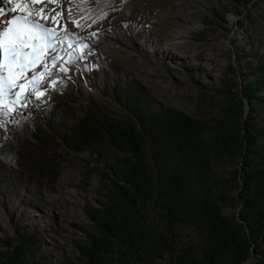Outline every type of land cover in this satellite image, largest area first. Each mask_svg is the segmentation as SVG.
I'll return each mask as SVG.
<instances>
[{"label": "rangeland", "instance_id": "374dc122", "mask_svg": "<svg viewBox=\"0 0 264 264\" xmlns=\"http://www.w3.org/2000/svg\"><path fill=\"white\" fill-rule=\"evenodd\" d=\"M237 1L37 0L36 8L47 5L45 12L55 11L47 21L43 14L36 19L55 28L62 40L52 45L55 52L49 48L45 56L51 76L45 72L40 78L43 95L30 96L25 107L16 105L7 118L0 116V148L19 123L25 128L29 122L40 125L51 134L40 107L55 97L65 101L72 113L65 118L60 136H45L47 143L53 141L46 150L54 156L55 172L39 185L24 175L9 183L11 187L0 180V260L11 255L4 240L15 246L22 237L31 239L23 249L27 264H90L84 249L92 235L100 234L95 217L109 216L116 191L104 162L73 134L81 130L93 106L99 119L127 128H141L134 109L149 104L157 112L182 113L212 127L207 134L212 184L223 199H236L234 205L222 202V207L225 215L240 220L243 185L234 171L240 170L243 177L247 167L242 160L226 163L221 157L233 144L237 124L242 125V141L248 148L264 141V87L258 100L245 96L250 84L264 78V0ZM20 2L0 0V7L8 9ZM57 12L53 23L51 17ZM52 56L57 57L54 64ZM35 71L44 72L43 64ZM9 99L5 96L4 103ZM64 136L80 148L69 146ZM252 160L251 168L257 167L260 161L254 156ZM145 212L153 227L165 229L162 216L150 206ZM175 232L176 253L207 264L205 254L213 250L197 227L177 222ZM257 261L253 252L244 264ZM166 262L156 259L157 264Z\"/></svg>", "mask_w": 264, "mask_h": 264}, {"label": "trees", "instance_id": "16d2710c", "mask_svg": "<svg viewBox=\"0 0 264 264\" xmlns=\"http://www.w3.org/2000/svg\"><path fill=\"white\" fill-rule=\"evenodd\" d=\"M261 87L263 77L247 87L246 98L258 100ZM70 97L67 93L65 98ZM70 110L58 97L40 107L41 119L51 134L60 136ZM134 110L140 129L105 122L93 106L81 130L73 133L104 162L116 188L109 216L95 217L100 234L92 235L84 249L90 264H157L156 259H166V264H198L195 258L176 253L177 222L195 225L211 246L213 253L205 254L207 264H244L253 252L257 264H264V141L248 148L242 141V125L237 124L233 144L221 157L226 163L242 160L247 167L243 177L240 170L234 171L243 185L238 220L225 215L222 207V202L234 205L236 199H223L212 184L207 137L212 127L182 113L157 112L150 104ZM223 132L229 135L227 130ZM51 134L40 125L29 122L25 128L19 123L0 148V180L11 187L9 183L24 175L39 185L55 172L51 166L54 156L47 151L53 141L45 139L46 135L53 137ZM63 138L69 146L80 148L68 136ZM253 156L260 161L255 168H251ZM147 206L162 216L164 230L149 223ZM27 240L31 239L21 237L15 246L4 240L11 246V255L0 264H27L23 250Z\"/></svg>", "mask_w": 264, "mask_h": 264}, {"label": "snow or ice", "instance_id": "6c2138e0", "mask_svg": "<svg viewBox=\"0 0 264 264\" xmlns=\"http://www.w3.org/2000/svg\"><path fill=\"white\" fill-rule=\"evenodd\" d=\"M36 2L37 0H22L15 7L8 9L0 7V17H5L0 22V116L5 118L10 115L16 105L25 107L30 96L39 98L43 95L40 89V78L45 75V72L51 76V73L47 71L45 56L49 48L55 52L56 48L52 45L62 40L55 28L48 27L36 19L43 14V19L47 21L55 9L45 12L47 5L36 8L34 6ZM2 3L11 4L13 0H2ZM17 11L21 14L7 18ZM59 15L60 13L57 12L56 16L51 17L53 23H56V17ZM62 31L64 37L69 35L66 27ZM56 60L57 57L52 56L53 64ZM40 64H43L44 72L35 71ZM60 70L66 71L64 68ZM29 71L32 72L31 77L27 76ZM21 79L24 83L19 82ZM52 83L55 84L54 81ZM29 85L31 87L28 93L22 96L24 89ZM17 88L20 91H16ZM5 96L10 97L7 104L4 103ZM0 127H3L2 122Z\"/></svg>", "mask_w": 264, "mask_h": 264}, {"label": "bare ground", "instance_id": "6f19581e", "mask_svg": "<svg viewBox=\"0 0 264 264\" xmlns=\"http://www.w3.org/2000/svg\"><path fill=\"white\" fill-rule=\"evenodd\" d=\"M90 45V44H89ZM88 46V45H87ZM91 48L95 51V52H97V53H101V50L99 49V48H97V47H95V46H91Z\"/></svg>", "mask_w": 264, "mask_h": 264}]
</instances>
